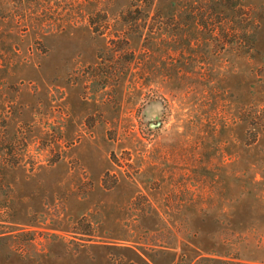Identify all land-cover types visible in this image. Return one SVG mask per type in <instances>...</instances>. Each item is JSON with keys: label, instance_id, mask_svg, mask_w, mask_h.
Masks as SVG:
<instances>
[{"label": "rangeland", "instance_id": "374dc122", "mask_svg": "<svg viewBox=\"0 0 264 264\" xmlns=\"http://www.w3.org/2000/svg\"><path fill=\"white\" fill-rule=\"evenodd\" d=\"M0 264H264V0H0Z\"/></svg>", "mask_w": 264, "mask_h": 264}, {"label": "trees", "instance_id": "16d2710c", "mask_svg": "<svg viewBox=\"0 0 264 264\" xmlns=\"http://www.w3.org/2000/svg\"><path fill=\"white\" fill-rule=\"evenodd\" d=\"M258 117H260V119H263V114L258 113Z\"/></svg>", "mask_w": 264, "mask_h": 264}]
</instances>
